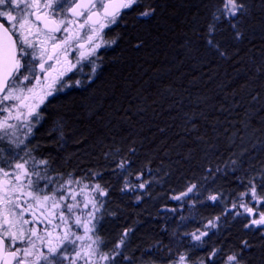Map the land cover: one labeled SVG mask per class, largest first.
I'll use <instances>...</instances> for the list:
<instances>
[{"label": "trees", "instance_id": "16d2710c", "mask_svg": "<svg viewBox=\"0 0 264 264\" xmlns=\"http://www.w3.org/2000/svg\"><path fill=\"white\" fill-rule=\"evenodd\" d=\"M242 2L247 11L233 29L213 20L222 0H143L110 31L116 43L102 50L93 76L50 98L28 142L12 149L21 160H47L58 184L71 177L100 185L98 232L109 249L133 231L128 261H155L164 247L171 262L191 245L188 232L219 217L201 245L224 261L235 253L241 264H264V240L244 227L247 214H236L252 203L241 200L249 181L264 172V0ZM149 8L152 16H139ZM211 23L219 51L206 43ZM190 184L223 192L224 208L207 199L205 210L196 200L182 207L174 197Z\"/></svg>", "mask_w": 264, "mask_h": 264}, {"label": "snow or ice", "instance_id": "6c2138e0", "mask_svg": "<svg viewBox=\"0 0 264 264\" xmlns=\"http://www.w3.org/2000/svg\"><path fill=\"white\" fill-rule=\"evenodd\" d=\"M39 3L40 0H0V115L4 112L11 111L8 107L9 102L21 99L16 93L18 90H21L22 85H26V83L30 84L34 79H39L37 77V66L40 69V75L44 77L45 81L50 78L49 73L54 70L52 62L60 63L58 57L60 52L65 53V62L69 63V67L56 74L52 85L49 86L50 90L45 92L44 96L40 98L39 103L43 104L48 96H53L55 92L62 91L65 87H70V84L65 83L67 73L72 71L73 68H76L81 61L95 56L97 48L101 47L100 44H96V40L101 38L103 29L115 25L118 22L120 14L125 10L133 9L139 3V0H47L44 7L52 10L51 15L53 17L59 15L62 19L58 25L51 29H48L47 25H45V40H37L36 38L41 33L39 31L32 33L28 27L30 23L29 17L34 15V9ZM57 9L60 11L57 12ZM246 11L247 9L242 0H222V7L217 10L219 15L214 14L213 20L219 21L225 19L235 29L237 26L236 24H232L231 21ZM154 12V8H149L139 13V16L150 17ZM69 14L74 19H70ZM80 20H83V23H78ZM36 21L39 22V17H36ZM74 24L78 25L80 30H83V34L80 32L73 34L70 29ZM97 29L100 31H97ZM26 32L29 33L28 36L25 35ZM216 32L217 26L215 23L207 26L208 39L206 43L211 48L219 51L220 44L215 41ZM57 34L62 35L58 37ZM241 35L237 30L235 38L239 39ZM5 39L7 40V45H5ZM49 41H51V53L48 52L46 47ZM79 41H84V43H78ZM77 43L78 46L75 48L76 64H71L67 60V53L73 44ZM106 43L115 44L116 41L112 40ZM85 44H87V51L84 50ZM139 46L137 45V47ZM220 54L224 55L223 52H220ZM45 56L47 60H45ZM89 62L95 65L94 60L89 59ZM95 70L96 68L94 66L92 69L93 73H95ZM75 83L79 85L81 82L77 80ZM27 90L29 92L33 91L31 88ZM38 106L31 108L27 113L28 135L32 134V129L35 127V124L40 122L41 113L37 110ZM12 107H16V105H12ZM24 107H28V105L25 104ZM22 115L23 113L21 112L16 118L20 119ZM5 127L6 122L0 120V131H3ZM14 127V125H7V128ZM5 135H8V133L5 132ZM11 143L19 147L23 141H11ZM26 155L29 158L24 159L23 163L17 162L15 165L9 166L14 167L16 170H24L26 187L28 189L26 193L27 199L21 198L25 196V193L21 192L20 196L15 199L6 200L3 189L0 188V252L4 251L5 248L15 247L16 250L11 253V256L16 260V264H63L64 260H69V264H75L76 256L80 255L75 249L76 240L81 239V237L76 236V233L71 231V229L73 227L77 229L84 227L85 231L94 233L100 218L95 216L94 211H90L88 213V224H90V227H86L85 222L81 220L80 216L75 215L76 212H82L83 209L80 208V202L76 196L72 194L70 186L73 183L79 185L81 183L80 180H74L69 177L63 183L59 184L58 187L51 188L50 194H45L52 184V179L47 176L48 161L44 159L37 160L30 153H26ZM26 165H30V167L26 168ZM124 166V161L118 164L119 168H124ZM0 174L9 175L3 168H0ZM32 177H35V179H32ZM16 179L19 180V177ZM42 181L44 182L43 187L40 186ZM254 181L255 178L249 181V192L242 193L241 200H243L244 196L250 195L253 202L264 205V196L258 198L257 186ZM125 187H127V184ZM138 187L143 189L145 184H140ZM261 187H264V184H261ZM196 188L197 185L192 184L186 192L181 193L178 197H174V199H182L189 193H192ZM94 190L100 196L106 195V192L100 189V185H95ZM13 195L15 196V193ZM69 196L74 201L73 203L66 202ZM218 199V195H209L207 197V200L212 202ZM29 200L41 209H43L44 204L48 201H52L51 207L53 211L49 215H53L59 210L57 216L59 222H68L67 231L56 246H52L51 244L45 246L42 241L41 249L46 247V251H36L35 239L42 240V238L37 235L35 225L43 223L45 220L51 223V220L43 216V211H41L43 219L36 217L35 212L32 211L33 204L29 203ZM24 205H27V207H24ZM87 207L88 203H85L84 208ZM239 207L244 209V211L237 212V215L247 214L248 216L259 217L250 219L249 223L244 225L245 228H260L264 226V212H257L256 209L249 207L245 203H240ZM92 208H96V203H92ZM232 208H237V204L233 203ZM26 214L31 215L33 218L31 220L26 219ZM219 219V217H215L213 220H209L204 225L205 231L197 230L198 234L197 232L191 233V239L195 242L193 246H199L203 243L204 238L209 235L208 229L216 228V222ZM29 225L32 226L28 227ZM12 229H16V231L13 232L11 231ZM73 237L76 238L73 239ZM17 242L28 246L22 248L16 247ZM92 243L97 246L95 251L100 255L101 259L111 261L116 255H119L117 250L124 243V240L121 238L119 244L115 246L111 254L99 253L98 249L102 244V240L99 237L93 240ZM243 244L245 247H248L247 241H244ZM69 246H72L75 256L67 255ZM217 252L218 249L213 248L206 258H202L199 261V264H215ZM17 253H22V256L18 257ZM174 264H189L188 257L185 254H181ZM225 264H241L238 254L234 253L229 255Z\"/></svg>", "mask_w": 264, "mask_h": 264}, {"label": "rangeland", "instance_id": "374dc122", "mask_svg": "<svg viewBox=\"0 0 264 264\" xmlns=\"http://www.w3.org/2000/svg\"><path fill=\"white\" fill-rule=\"evenodd\" d=\"M142 1L143 0H139V3H141ZM135 6L133 7V9L135 8ZM133 9L125 10L124 13L130 12ZM122 17L123 16L119 17L117 23H119V21L122 19ZM116 26L117 25H112L109 28H105V29H108V31L106 30L107 36H105L104 39L101 42V49L102 50L104 48H106L107 45L109 44V43H106V42H109V34H110L109 32L112 31ZM96 63H97V60L95 61V65H93L90 62H86L84 64V66H82L77 72H75L73 74H70L69 76H66L65 77V83L70 84V82L73 79H77V78L92 77L93 74H94L92 69H93L94 66L96 68ZM58 92H55V94H57ZM16 95L20 96L21 98L23 96L21 92H17ZM43 96H44V94H41V95L37 96L36 99H34L33 101H31V102H29L27 104L28 107H21V106L18 105V102L21 99L17 100V101L9 102L8 103V107L11 109V111L10 112H4L2 115H0V120H4L6 122L5 129L3 131H0V137H2V138H0V168H3L5 170V172L9 173V175L0 174V188L3 189V194H4L6 200L15 199L16 197L20 196L21 192L25 193V196L21 197V198L27 199L26 193L28 192V189L26 187V178L24 177V170H22V169L21 170H16L14 167H10L9 165H15V163H17V162L23 163V160H21L20 157H19V153L18 152H13L12 153V149H16V150L20 149L30 139L32 134L31 135L27 134V119H26L27 118V113H28V111L31 108L36 107L37 105H39L37 110L40 112L41 108H42V105L44 103H46L50 98L53 97V96H48L47 99H45L44 103L40 104L39 103L40 98L43 97ZM12 105H16V107H12ZM21 112L23 113V115L20 117V119H17L16 118L17 115L19 113H21ZM7 125H14L15 127L14 128H7ZM35 126H36V124H35ZM34 129H35V127L32 129V133H33ZM5 132H7L8 135H5ZM11 141H17V142L18 141H23V143L20 144L19 147H16L15 144L11 143ZM245 143H246V141H245ZM25 167L29 168L30 165H26ZM17 177H19V180L16 179ZM32 179H35V177H32ZM58 181H59L58 179L53 178L51 187L49 189H47V192L45 194H50L51 193V188L58 187L59 186ZM254 182H256V179H255ZM191 185L192 184H190L187 187H190ZM40 186L43 187L44 183H41ZM70 187H71L72 194L75 195L77 200L80 202V208L83 209L82 212L78 211V212L75 213V215L80 216L81 220L83 222H85V226L86 227H90V224H88V220H89L88 213L90 211H94L95 216L101 218L102 211L106 209L105 195L104 196H100L94 190L95 189V185H88V184H84V183H80L78 185V184L73 183ZM187 189L188 188L184 189V191L186 192ZM180 190H182V189H180ZM193 192L196 193V194H194ZM193 192L189 193L187 196L183 197L182 199H177V200L180 201V204H181L182 207H184V208L185 207L192 208L196 204L191 203V202H193V200H196V201H198L197 204H200L201 209L205 210L206 204H204V203L205 202L207 203L206 199H207V197L209 195H218L219 196V199L217 201L213 202V205H214L213 207L215 208V210L217 212H220L225 206V202H226V200L224 199L225 195L221 191L219 193H217V194H216L215 191H212V192L203 191L199 187V185L197 184V188ZM206 192H207V194H206ZM14 193H15V196L13 195ZM180 195H176V197H178ZM57 201H58V197H57ZM66 202L67 203H73L74 201L69 196L67 198ZM93 202L96 203V208L95 209L92 208V203ZM29 203L33 204V208H32V211H33V209L36 208L37 205L34 202H32L31 200H29ZM85 203H88V207L87 208H84V204ZM51 205H52V201H48L46 204H44V207H43L42 210L44 212L52 213L53 210H52ZM254 205H255V202L252 201L250 206L252 208H254ZM24 207H27V205H24ZM231 210L232 209H230L229 211H231ZM192 212H193L192 214H195L193 210H192ZM186 213H188V212H186ZM55 214L58 216L59 210H57L53 214V216ZM5 215L8 216L7 213H5ZM253 218H254V216H250V219H253ZM250 219L248 217L249 221H250ZM242 220H246V219L243 218ZM66 225H68L67 221L64 223L63 226H66ZM195 226L196 225L193 224V227H195ZM6 231H7V229H6ZM11 231L15 232L16 229H12ZM73 231H76V236L81 237V239L76 240L79 243V245H81V250L80 251L83 254H85L86 257L89 255L92 261L96 260L100 264H115L116 259L120 260L121 258H122L121 259L122 262H126L127 261L126 258H124V256L121 257V258H118L119 255H116L115 258L113 260H111V261L104 260V259L100 258V255H98L97 252L95 251L97 246L92 243V241L95 240L98 237V235H96V234H99L98 233V224H97V227H96L94 233L91 232V231H85L84 227H81L79 229L74 228ZM132 236H133V231L129 230V238H128V240ZM74 238H76V237H74ZM113 249L114 248H111V247H109V249H106L104 247V244H103V241H102V244L99 246L98 251L101 254H103V253L111 254L113 252ZM117 251L120 254V251L119 250H117ZM89 253H91V254H89Z\"/></svg>", "mask_w": 264, "mask_h": 264}, {"label": "flooded vegetation", "instance_id": "af4514ba", "mask_svg": "<svg viewBox=\"0 0 264 264\" xmlns=\"http://www.w3.org/2000/svg\"><path fill=\"white\" fill-rule=\"evenodd\" d=\"M46 2H47V0H40L39 5L34 9V15L29 17L30 23H29L28 27L31 29V32L36 33L39 31L41 33V35L36 38L37 40H45L46 39V34L44 32L45 25H47L48 29H51L52 27H55L56 25H58L60 20L62 19V17L59 15H57L55 17H53L51 15L52 10L44 7ZM65 7H67V5H65ZM59 11L60 10L57 9V12H59ZM124 14L125 13L123 11L120 14V16H123ZM36 17H39V22L36 21ZM69 18L74 19L73 17H71V14H69ZM102 22H104V21H102ZM78 23H83V20H80ZM115 25H118V23ZM61 27H63V25H61ZM70 30L73 32V34H75L76 32H80L81 34H83V30H80L78 28V25H76V24L72 25ZM106 30L108 31V29H103L102 36L100 39L96 40V44L101 45L102 40L104 39L105 36H107ZM97 31H100V30L97 29ZM25 35L28 36L29 33L26 32ZM60 35H62V34H57L58 37ZM78 43H84V41H79ZM78 43L73 44L72 48L68 50L67 60L71 64H76L75 48L78 46ZM46 47H47L48 52L51 53V41L48 42ZM84 50L87 51V44H85ZM101 52H102L101 47L97 48L95 56H93L91 58H86L85 60L81 61V63L79 65H77L76 68H73L72 71L67 73V76L77 72L82 66H84V64L86 62H89V59L94 60V61L98 60L101 56ZM38 55H39V53H38ZM58 57H59L60 63L57 64L54 61L52 62L54 65V70L52 72H50L51 77L48 80L45 81L44 77L40 75V69L37 66V77L39 79H34L32 81V83H30V84L26 83V85H22L21 90L17 91V92H21L23 95L21 100L18 102L19 106H21L22 104L27 105L29 102L36 99L37 96H39L41 94H45L46 91H49L50 90L49 86L52 85V83H53L52 77H55L59 71L66 70L69 67V63L65 62V53L60 52L58 54ZM45 60H47L46 56H45ZM29 88H31L33 91L29 92L27 90ZM24 105L21 107H24ZM44 105H45V103L42 105V108L44 107ZM255 184L257 186L258 198L260 196H264V187H261V184H264V172L263 171L257 176ZM254 209H256L257 212H264V205H261L259 203H255ZM33 211L35 212L36 217L43 219V217L41 216V211H43V210L40 207L37 206L36 208L33 209ZM43 216L48 217V219L51 220V223H48L47 220H45L43 223H39V224L35 225V227L37 229V235H39L42 238V240H41V239H35V237H33V239H35L37 252H39L41 250L46 251V247L44 249H41L42 241H43V244L45 246H47L48 244H51L52 246H56L68 228V225L63 226L64 223L59 222L56 214L53 216V215H49L48 212L43 211ZM25 218L31 220L33 217L31 215H26ZM254 218H259V217L254 216ZM249 219H250V216H249ZM31 226L32 225H29L28 227H31ZM74 228L75 227H73V229H71V231H73ZM73 232L76 233V231H73ZM193 232H197V230H194L192 232H188L187 235L191 236V233H193ZM49 233H50V235H48ZM255 233L259 236V238L264 240V226H262L260 228H255ZM197 234H198V232H197ZM96 235H98V237L101 238V240L103 241V239L101 237V233L96 234ZM122 238L124 240V243L122 245H120V247L118 249L120 251L118 258H121L124 256L123 252L125 251L126 247L128 248V244H130V242H131L130 241L131 238L128 240L129 230H127V231L124 230L122 232ZM73 239H75V238L73 237ZM120 240L121 239L115 240L110 244H113L114 246H116L117 244H119ZM183 240H184L185 244H186V242H189L191 245L185 246V247L183 246L181 249H179L177 251V253H175L173 255V257H171V259H172L171 262H166L165 258L162 257V255H164L163 254L164 247H161L160 251L158 250L159 251L158 252L159 257L155 261L134 263L133 261H128L129 260L128 257L125 256L126 260H127L126 262H122L120 260V261H115V264H174V262L177 260V258L181 254H185L188 257L189 264H199V261L202 258L207 257V256H201V254L208 255V252H210L208 248H204L201 244L199 246H193L195 242L191 238L189 240H185V239H183ZM103 244H105L104 241H103ZM27 246L28 245L20 244L19 242H17V245H16V247H21V248L27 247ZM75 249H76V252L80 253V255L76 256V258H75V264H100L96 260L92 261L89 255L86 257L85 254H83L80 251L81 245H79V243L77 241H76ZM15 250H16L15 247L14 248H7V251H10V252H14ZM203 251H205V253H201ZM147 252H149V250H147L146 253ZM155 252H157V251H155ZM218 252H219V250H218ZM67 255L75 256V252H73L72 246H69V248L67 250ZM17 256L18 257L22 256V253H17ZM30 259H32V258L30 257ZM215 262H216L215 264H225L224 258L222 256H219L218 254L215 257ZM14 264H16V260L14 261ZM63 264H69V260H64Z\"/></svg>", "mask_w": 264, "mask_h": 264}, {"label": "water", "instance_id": "95a60500", "mask_svg": "<svg viewBox=\"0 0 264 264\" xmlns=\"http://www.w3.org/2000/svg\"><path fill=\"white\" fill-rule=\"evenodd\" d=\"M5 45H7V40L5 39ZM49 77H51V74L49 73ZM54 77H52V80ZM22 104L21 106H23ZM10 251H7V248L4 249V251L0 252V264H14V259L11 256Z\"/></svg>", "mask_w": 264, "mask_h": 264}, {"label": "bare ground", "instance_id": "6f19581e", "mask_svg": "<svg viewBox=\"0 0 264 264\" xmlns=\"http://www.w3.org/2000/svg\"><path fill=\"white\" fill-rule=\"evenodd\" d=\"M202 187H203V186H202ZM208 194H209V193H208ZM247 204H248V203H247ZM250 207H251V206H250ZM235 209H236V208H235ZM235 209H234V210H235ZM221 213H222V212H221Z\"/></svg>", "mask_w": 264, "mask_h": 264}]
</instances>
